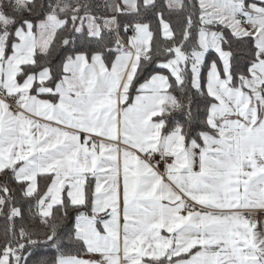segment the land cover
Returning <instances> with one entry per match:
<instances>
[{"label":"snow or ice","instance_id":"snow-or-ice-1","mask_svg":"<svg viewBox=\"0 0 264 264\" xmlns=\"http://www.w3.org/2000/svg\"><path fill=\"white\" fill-rule=\"evenodd\" d=\"M0 216V264H264V0H0Z\"/></svg>","mask_w":264,"mask_h":264},{"label":"trees","instance_id":"trees-1","mask_svg":"<svg viewBox=\"0 0 264 264\" xmlns=\"http://www.w3.org/2000/svg\"><path fill=\"white\" fill-rule=\"evenodd\" d=\"M175 19V17H174ZM4 219L2 216H0V235H2L3 233V228H4ZM38 255L39 256H50L52 255L51 252H49L47 249H40L39 252H38Z\"/></svg>","mask_w":264,"mask_h":264}]
</instances>
